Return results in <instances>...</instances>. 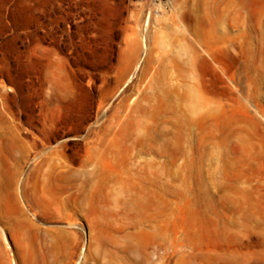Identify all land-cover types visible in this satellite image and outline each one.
I'll use <instances>...</instances> for the list:
<instances>
[{
  "label": "rangeland",
  "instance_id": "obj_1",
  "mask_svg": "<svg viewBox=\"0 0 264 264\" xmlns=\"http://www.w3.org/2000/svg\"><path fill=\"white\" fill-rule=\"evenodd\" d=\"M0 264H264V0H0Z\"/></svg>",
  "mask_w": 264,
  "mask_h": 264
}]
</instances>
